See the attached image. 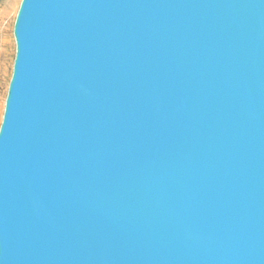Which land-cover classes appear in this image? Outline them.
I'll return each mask as SVG.
<instances>
[{
  "label": "water",
  "instance_id": "obj_1",
  "mask_svg": "<svg viewBox=\"0 0 264 264\" xmlns=\"http://www.w3.org/2000/svg\"><path fill=\"white\" fill-rule=\"evenodd\" d=\"M0 125V264H264V0H21Z\"/></svg>",
  "mask_w": 264,
  "mask_h": 264
},
{
  "label": "rangeland",
  "instance_id": "obj_2",
  "mask_svg": "<svg viewBox=\"0 0 264 264\" xmlns=\"http://www.w3.org/2000/svg\"><path fill=\"white\" fill-rule=\"evenodd\" d=\"M21 0H0V125L16 54L14 23Z\"/></svg>",
  "mask_w": 264,
  "mask_h": 264
}]
</instances>
